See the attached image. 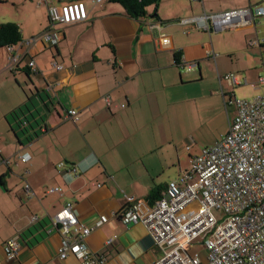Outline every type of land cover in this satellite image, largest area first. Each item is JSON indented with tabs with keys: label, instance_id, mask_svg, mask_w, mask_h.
I'll return each instance as SVG.
<instances>
[{
	"label": "crops",
	"instance_id": "1",
	"mask_svg": "<svg viewBox=\"0 0 264 264\" xmlns=\"http://www.w3.org/2000/svg\"><path fill=\"white\" fill-rule=\"evenodd\" d=\"M76 1L86 4L88 19L58 26L62 38L51 47L29 43L48 32L47 6L39 7L38 0H0L9 19L0 24L15 23L22 32L15 46L21 56L17 66L10 67L8 51L0 48V264H82L76 256L61 260L58 254L62 235L51 218L66 202L92 229L88 245L105 256V264H154L161 249L144 225L124 223L121 213L132 203L140 202L143 209L153 205V190L163 194L193 157L219 142L197 150L194 134L221 109L228 123L236 115L229 102L239 87L231 89L221 77L235 73L252 86L264 66V17L213 34L197 28L186 33L178 21L264 7V0H162L140 20L108 0L56 3ZM72 109L79 112L76 124L64 119ZM17 111L21 120L38 119L41 129L31 140L20 132L17 139ZM27 154L30 159L23 163L20 157ZM62 163L65 168L59 169ZM72 166L79 168L76 176L68 174L66 167ZM27 183L33 197L24 193ZM54 187L60 191L46 192ZM32 216L39 221L31 224ZM103 218L106 222L98 226ZM12 238L20 244L14 259L5 246ZM188 253L206 261L201 241Z\"/></svg>",
	"mask_w": 264,
	"mask_h": 264
},
{
	"label": "built area",
	"instance_id": "2",
	"mask_svg": "<svg viewBox=\"0 0 264 264\" xmlns=\"http://www.w3.org/2000/svg\"><path fill=\"white\" fill-rule=\"evenodd\" d=\"M58 0H38V6H47L48 32L29 41H42L57 47L62 34L61 25L81 23L88 19L87 6L82 1L58 5ZM103 0H94L101 3ZM264 17V7L250 6L219 13H203L178 21L186 29L197 28L209 34L232 31ZM163 43L168 44L164 38ZM11 68L21 62L15 46L7 49ZM62 69V65L53 64ZM196 66V64H195ZM194 66V67H195ZM35 68V62L29 64ZM189 70L192 65L187 66ZM231 89L248 85L235 73L221 77ZM254 88H264V66ZM110 107L113 101L106 97ZM236 106V115L229 121L228 133L213 147L203 150L190 160L188 170L177 181H172L162 197L151 206L142 208L140 202L132 203L121 213L126 224H142L161 249L160 258L154 264H264V91L251 100L231 99ZM122 108L126 104L121 105ZM64 119L77 123L76 110L66 111ZM44 131V130H42ZM30 155L20 160L27 163ZM65 168L62 163L59 169ZM68 174L77 175V166L66 167ZM60 188H49L53 194ZM27 197L35 195L30 184L24 187ZM214 211H218V218ZM39 221L32 216L31 224ZM52 226L59 230L62 242L58 248L61 260L76 256L82 264H105L103 255L93 252L88 245L92 229L79 220L76 206L66 202L51 218ZM106 222L103 218L98 223ZM109 239L108 244L116 240ZM201 241L206 248V261L198 253H188V247ZM8 257L18 256L20 244L16 238L6 244Z\"/></svg>",
	"mask_w": 264,
	"mask_h": 264
},
{
	"label": "trees",
	"instance_id": "3",
	"mask_svg": "<svg viewBox=\"0 0 264 264\" xmlns=\"http://www.w3.org/2000/svg\"><path fill=\"white\" fill-rule=\"evenodd\" d=\"M112 3H117L123 6L127 17L140 20L147 17L149 8L157 6L162 0H108ZM22 42V32L20 27L15 23L0 24V48L8 49L9 47L16 46ZM181 56H178L176 61L177 65H181ZM30 69V68H29ZM29 76V72L26 73ZM29 111L28 106L25 107ZM24 109H19V113H25ZM14 112L13 116L18 122V131H15L17 139H19L18 133L25 135V138L31 140L33 135H37V129H41L36 117H32L31 120H21L19 113ZM35 125V126H34ZM37 128V129H36ZM162 197L161 190L155 189L149 195V202L155 203Z\"/></svg>",
	"mask_w": 264,
	"mask_h": 264
},
{
	"label": "rangeland",
	"instance_id": "4",
	"mask_svg": "<svg viewBox=\"0 0 264 264\" xmlns=\"http://www.w3.org/2000/svg\"><path fill=\"white\" fill-rule=\"evenodd\" d=\"M7 18H8L7 14L4 11L0 10V20L8 21L9 19ZM262 91L263 89L255 90L250 85H243L236 89V99L238 101L251 100L252 98H254L255 95L257 96ZM229 115L230 117H232V108L229 109ZM228 130H229L228 117L224 109L223 111L221 109L218 117L215 116L213 121H208V122L205 121L204 126L202 128L197 129V131L194 134V139L198 141V147H196L197 145H195V148L197 150H201L203 149V147H207L208 145L215 143L216 142L215 140H219V141L222 140V138L227 134ZM184 153L186 154V156L189 155L188 151H185ZM214 214L218 218L220 217L218 211H214Z\"/></svg>",
	"mask_w": 264,
	"mask_h": 264
}]
</instances>
